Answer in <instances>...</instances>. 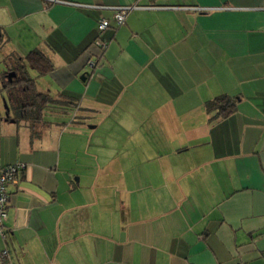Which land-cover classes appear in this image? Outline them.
<instances>
[{"label": "crops", "instance_id": "crops-1", "mask_svg": "<svg viewBox=\"0 0 264 264\" xmlns=\"http://www.w3.org/2000/svg\"><path fill=\"white\" fill-rule=\"evenodd\" d=\"M1 33L52 103L0 120V264H264V0H0Z\"/></svg>", "mask_w": 264, "mask_h": 264}, {"label": "trees", "instance_id": "trees-1", "mask_svg": "<svg viewBox=\"0 0 264 264\" xmlns=\"http://www.w3.org/2000/svg\"><path fill=\"white\" fill-rule=\"evenodd\" d=\"M23 64L24 68H21L22 71L20 73L23 80L16 82V86H11V94L8 97V101L14 108L20 107L24 110L27 120L26 125L28 126L42 115L45 108L50 107L52 99L48 95L37 91L35 79L28 74L27 66L42 74L48 72L51 69V65L46 57L38 52L29 53ZM204 107L211 120H218L234 112L236 101L232 96L219 94L205 101Z\"/></svg>", "mask_w": 264, "mask_h": 264}, {"label": "built area", "instance_id": "built-area-1", "mask_svg": "<svg viewBox=\"0 0 264 264\" xmlns=\"http://www.w3.org/2000/svg\"><path fill=\"white\" fill-rule=\"evenodd\" d=\"M134 7L135 5H120L114 7L113 20L115 24L117 26L123 24L127 12ZM189 8L202 10V8L196 6H189ZM109 24L110 22L108 19L102 18L97 22V30L101 32L106 27H108ZM95 45L100 49H104L106 47V42L105 40L98 38L95 41ZM24 166L25 165L23 163L15 162L0 167V237L5 242L7 238L5 222L7 219V211L10 201V192L8 190V187L11 183H15L17 181L19 173L24 169ZM7 245L8 244L5 243V247L1 251L2 256L6 255L8 252ZM234 264H240V263H234Z\"/></svg>", "mask_w": 264, "mask_h": 264}, {"label": "flooded vegetation", "instance_id": "flooded-vegetation-1", "mask_svg": "<svg viewBox=\"0 0 264 264\" xmlns=\"http://www.w3.org/2000/svg\"><path fill=\"white\" fill-rule=\"evenodd\" d=\"M3 45L4 40L0 35L1 51L3 50V48L1 49V46ZM0 62L2 64V68L0 69V120L17 126H26L27 120L24 110L20 107L14 108L8 101V97L11 94V86H16V82L23 80L20 75L22 71L21 68H24L23 61L19 60V57L10 59V56L6 52L2 51Z\"/></svg>", "mask_w": 264, "mask_h": 264}, {"label": "rangeland", "instance_id": "rangeland-1", "mask_svg": "<svg viewBox=\"0 0 264 264\" xmlns=\"http://www.w3.org/2000/svg\"><path fill=\"white\" fill-rule=\"evenodd\" d=\"M1 37H2V38L4 37V34H3V33H1ZM4 38H5V37H4ZM3 40H4V45L1 46V49L3 48L2 51H4V52H6V51L8 50V48L12 46L13 43H16V42H17L16 39H15V41H14L13 43H10V45H9V43H7L5 39H3ZM2 51L0 50V60H1ZM6 53H7V52H6ZM1 68H2V64H1V62H0V69H1Z\"/></svg>", "mask_w": 264, "mask_h": 264}]
</instances>
